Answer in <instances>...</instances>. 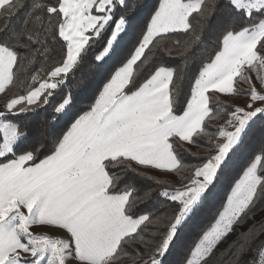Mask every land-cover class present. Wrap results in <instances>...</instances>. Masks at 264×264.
Here are the masks:
<instances>
[{
	"label": "snow or ice",
	"instance_id": "obj_1",
	"mask_svg": "<svg viewBox=\"0 0 264 264\" xmlns=\"http://www.w3.org/2000/svg\"><path fill=\"white\" fill-rule=\"evenodd\" d=\"M150 7L148 22L129 51L125 37L136 32L137 16ZM22 9L27 11L20 30L0 40V93L13 83L18 60L31 64L54 51L50 40L66 42V54L38 86L10 98L0 111V264H115L125 256L132 264H208L232 235L220 252L227 264H264V217L256 220L264 203L261 155L229 185L214 222L189 252L169 260L185 227L207 211L246 131L257 118L264 119V0H159L158 6L147 0H34L30 5L0 0L6 19ZM217 9H223L219 50L198 72L183 105L176 99L173 68L158 67L143 83L134 78L146 49L158 47L171 33L189 31L191 48L208 21L205 10L215 15ZM232 10L243 13V23ZM194 13L200 17L196 27L190 21ZM8 31L7 22L0 26V33ZM92 49L97 68L111 62L114 71L99 72L75 95L57 91ZM253 71L259 88L249 75ZM239 81L248 84L250 102L235 107L217 132L206 131V120L215 115L210 99L238 93ZM49 106L54 139L42 146L40 133L31 150L16 155L27 134L4 118ZM200 136L206 137L208 155L199 164L185 165L184 143L194 144ZM183 171L189 172L186 183L176 187L166 181ZM130 173L147 182L139 198L131 186L121 187ZM151 185L162 187L159 194L176 205L171 215L137 211L138 204L152 199ZM136 243L144 250L132 248L129 254L126 248ZM252 253L258 254L247 260Z\"/></svg>",
	"mask_w": 264,
	"mask_h": 264
},
{
	"label": "trees",
	"instance_id": "obj_2",
	"mask_svg": "<svg viewBox=\"0 0 264 264\" xmlns=\"http://www.w3.org/2000/svg\"><path fill=\"white\" fill-rule=\"evenodd\" d=\"M34 0H24L26 5H30ZM45 3H55V0H44ZM150 6H158L159 0H147ZM221 3H226V0H220ZM152 10L150 7L147 11H142L137 16L138 28L135 33H131L125 37V45L129 51L132 50L133 45L136 43L137 38L140 35V31L144 29L148 22L149 13ZM27 9H22L18 15L11 19H6L4 15H0V26L4 23L9 24V31L7 33H0V40H3L6 36L12 35L13 32H18L21 28L22 21L25 19ZM208 21L205 24L203 30H197L199 39L188 48L186 42L193 36L191 31L175 32L169 34L164 40H162L158 47L152 48L145 52V57H142L141 61L134 66V78L143 83L150 75H152L158 67L165 66L174 69L173 85H177L176 96L177 102L181 105L190 96L191 87L194 84V79L198 75V72L202 69L203 65L210 62V59L214 57L216 51L219 50L222 41V13L223 9H217L216 14L207 11ZM233 11V15L238 21L243 23V13ZM58 18L53 17V20ZM200 19L199 15L194 13L193 17H190V21L196 27L197 21ZM48 47L54 51L47 55V58L43 56H37L31 64L18 60L17 67L14 68L13 83L8 85L4 94L6 98H13L16 95H26L27 91L35 86H38L40 79L46 78L47 73L51 67L58 65L62 62L64 54H66V42L61 39L56 41H49ZM95 49L89 51L87 56L83 60L78 61V65L72 72L66 77L67 83L60 85L65 94L75 95L77 88L83 83L93 80L98 77V73L102 72L104 75L114 71V68L109 62L103 68L98 69L97 65L93 61ZM21 64H24L22 67ZM36 78L35 80L33 78ZM170 85V88L173 87ZM241 93V92H240ZM238 94V93H237ZM239 95V94H238ZM230 98L232 100H230ZM236 100V94H218L217 99L212 101L210 99V106L213 107L214 117L211 120H206V131L217 132L219 127L224 126V123L229 118L230 112L237 106L233 103ZM55 100L52 101L54 105ZM52 112V107H42L19 116L12 115L10 120L19 123L23 126V131L27 134V139L23 137L21 140L23 143L20 147L15 148V154H21L24 150H31L37 137L40 133H44L42 137V146L46 145L49 140L54 139L50 133L53 130V121L48 119V114ZM177 114H180L179 112ZM63 130V122L57 126V135ZM194 144L184 143V149L182 151L183 162L185 165L199 164L203 158L208 155V145L205 142L206 137L200 136L194 138ZM220 141V138H218ZM2 143V134H0V144ZM20 143V141H18ZM264 119L257 118L255 123L251 125L250 129L246 131V135L243 136V142L231 154L229 159V167L226 169L225 176L221 177L220 183L214 190V196L212 201L206 206L207 211L198 216L197 219L191 221L181 234V242L177 248L173 249L172 255L169 257L170 261H176L181 259L187 254L195 242L198 241L199 236L203 230H206L214 222L215 214L220 209L221 204L224 202L226 192L230 190L229 185L234 184L235 179H238L242 175L243 169L250 164L256 155L264 157ZM47 153V149H44ZM214 152V149H213ZM9 158H13L9 156ZM42 158V157H41ZM138 171H143L139 169ZM157 174V173H154ZM189 174L188 171L176 172L167 177L166 181L170 185L179 187L181 183H186L183 179L184 176ZM258 174L264 175V169H258ZM147 182L140 180L135 174H129V181L127 185H121V187L131 186L133 188V195L139 198L143 192V185ZM155 191L153 192L152 199L146 203H140L137 205V211L143 213L147 212L158 216L171 215L176 205L166 198L161 193L163 188H157L156 185H151ZM136 189H140L139 192ZM257 211L256 220L259 221L261 217H264V203H262ZM249 224L252 221L248 222ZM248 225H245L247 227ZM235 238V235L229 236L228 240L221 243L218 249L209 259L208 264H227V258L220 256V252L225 249L228 241ZM132 248L144 250L142 243L132 244L126 251L131 254ZM258 253L249 254L246 257L247 260H251L253 255Z\"/></svg>",
	"mask_w": 264,
	"mask_h": 264
},
{
	"label": "rangeland",
	"instance_id": "obj_3",
	"mask_svg": "<svg viewBox=\"0 0 264 264\" xmlns=\"http://www.w3.org/2000/svg\"><path fill=\"white\" fill-rule=\"evenodd\" d=\"M249 75L252 78V82L255 83V84H257V86L259 88L260 85H259V81L258 80L256 81V77H255L256 76V73H255V71L250 72ZM237 87H238V89H240V91L238 92L239 95L236 93V100H234L235 102L233 104L235 106H237V107H243L246 101L247 102H250V96H248L246 94L249 86H248V84L246 82L239 81L238 84H237ZM230 95H234L235 96V94H230ZM9 99L10 98H6V95L4 94V92L3 93H0V111H5V107L4 106H5V103ZM230 100H232V99L230 98ZM29 107H32V106H29ZM11 116L12 115H9L6 118H4V121L3 122L11 121L10 120ZM225 124H226V122L224 123V125ZM0 134H2V140H3V133H2V131H0ZM220 142H222V138H220ZM157 174H159V173H157ZM34 229H35V226H34ZM62 237H63V235H62ZM115 264H132V261L125 256V257H122L120 260L116 261Z\"/></svg>",
	"mask_w": 264,
	"mask_h": 264
},
{
	"label": "crops",
	"instance_id": "obj_4",
	"mask_svg": "<svg viewBox=\"0 0 264 264\" xmlns=\"http://www.w3.org/2000/svg\"><path fill=\"white\" fill-rule=\"evenodd\" d=\"M258 47H259V46H258ZM255 77H256V76H255ZM256 81H257V78H256ZM7 86H8V85H7ZM7 86H6V87H7ZM35 230H37V234H42V233L38 230L37 226H35ZM47 234H50V235H51V234H53V233H50V232H49V233H47ZM61 238H63L62 235H61Z\"/></svg>",
	"mask_w": 264,
	"mask_h": 264
}]
</instances>
